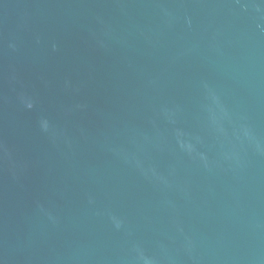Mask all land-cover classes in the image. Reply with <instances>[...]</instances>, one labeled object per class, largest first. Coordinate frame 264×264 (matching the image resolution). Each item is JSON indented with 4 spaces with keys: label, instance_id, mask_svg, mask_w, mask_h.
Here are the masks:
<instances>
[{
    "label": "water",
    "instance_id": "obj_1",
    "mask_svg": "<svg viewBox=\"0 0 264 264\" xmlns=\"http://www.w3.org/2000/svg\"><path fill=\"white\" fill-rule=\"evenodd\" d=\"M0 264H264V0H0Z\"/></svg>",
    "mask_w": 264,
    "mask_h": 264
}]
</instances>
